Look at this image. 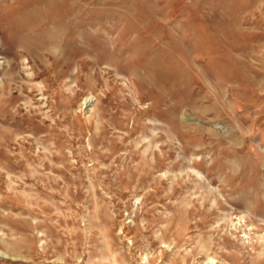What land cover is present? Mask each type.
I'll return each instance as SVG.
<instances>
[{
	"label": "rangeland",
	"instance_id": "374dc122",
	"mask_svg": "<svg viewBox=\"0 0 264 264\" xmlns=\"http://www.w3.org/2000/svg\"><path fill=\"white\" fill-rule=\"evenodd\" d=\"M0 264H264V0H0Z\"/></svg>",
	"mask_w": 264,
	"mask_h": 264
}]
</instances>
